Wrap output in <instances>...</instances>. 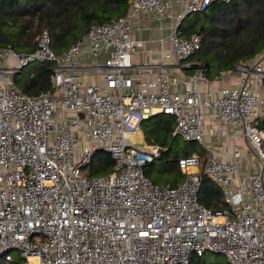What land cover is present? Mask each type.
<instances>
[{"label":"built area","instance_id":"1","mask_svg":"<svg viewBox=\"0 0 264 264\" xmlns=\"http://www.w3.org/2000/svg\"><path fill=\"white\" fill-rule=\"evenodd\" d=\"M229 1L183 0L176 24ZM169 8L168 0H129L122 17L91 23L60 54L50 50L46 32L31 53L0 50L4 262L15 251L22 264H188L209 252L227 264H264V132L256 127L264 118V49L220 73L235 75L234 83L213 88L199 69L174 78L159 65H131L130 54L141 46L130 38L131 20L152 14L162 22ZM167 41L179 62L199 47L197 35L185 39L176 28ZM84 51L88 63L80 60ZM30 63L52 64L50 87L36 96L11 81ZM151 70L153 78H140ZM155 114L173 117L174 135L203 149L202 172L226 209L198 203L196 154L178 160L184 178L173 187L144 177L143 167L161 150L131 137ZM207 123L216 127L206 131ZM97 150L109 155L112 170L91 178Z\"/></svg>","mask_w":264,"mask_h":264},{"label":"trees","instance_id":"2","mask_svg":"<svg viewBox=\"0 0 264 264\" xmlns=\"http://www.w3.org/2000/svg\"><path fill=\"white\" fill-rule=\"evenodd\" d=\"M128 1L0 0V50L8 48L16 54L31 53L36 47V36L46 32L50 50L60 54L80 39L91 23L107 24L122 17L127 11ZM177 32L185 39L198 36V50L187 60L194 62L191 72L199 69L208 81H213L236 64L253 60L264 49V0L213 2L205 11L185 16ZM25 67H28V73L22 75L20 71ZM25 67L11 77L12 83L27 96L47 91L52 64L30 63ZM174 126V118L164 114L152 115L140 123L143 142L161 150L157 160L143 167L144 177L159 186L155 175L167 173L173 177L168 186L173 187L184 178L178 168V160L196 154L200 160L198 203L209 210L226 209L219 188L202 172L203 149L182 140V147L174 144L178 138L174 135ZM256 127L264 132V118ZM88 169L91 178L106 176L112 170V161L107 153L97 150ZM209 255L218 254L204 252L199 257L191 256L188 264H219L210 262ZM20 260L21 263L14 259L4 262L2 259L0 264H22Z\"/></svg>","mask_w":264,"mask_h":264},{"label":"crops","instance_id":"3","mask_svg":"<svg viewBox=\"0 0 264 264\" xmlns=\"http://www.w3.org/2000/svg\"><path fill=\"white\" fill-rule=\"evenodd\" d=\"M170 8L167 12V18L162 22L156 21L152 14H139L131 20L130 38L134 41L141 42V46L130 54L129 61L133 66L143 65H159L162 71L169 77H186L191 72L193 61H177L170 55V45L167 41L169 32L178 28L175 15L181 10L183 0H168ZM179 34V33H178ZM85 50V48H84ZM86 51L81 55L80 60L88 63ZM155 71L142 73V80H149L154 77ZM236 76H225L209 81L208 88H213L220 84L221 86H229L234 83ZM227 84V85H224ZM203 89V88H202ZM216 127L206 124V131ZM131 142L137 146L145 145L143 142L141 131L132 135Z\"/></svg>","mask_w":264,"mask_h":264},{"label":"rangeland","instance_id":"4","mask_svg":"<svg viewBox=\"0 0 264 264\" xmlns=\"http://www.w3.org/2000/svg\"><path fill=\"white\" fill-rule=\"evenodd\" d=\"M8 62H11V61H8ZM27 69H28V67H25L24 69H22L20 71L22 73V75H25L28 73ZM224 85H227V84H224ZM236 143L238 145H240L241 148H243L244 141L238 140ZM174 144H177V146L182 147L184 143L179 138H177V140L174 142ZM195 148H198V147H195ZM155 176H156V180H157V183L159 186L169 185V183H171L173 180V177L167 173H161V174H157ZM10 255H11L12 259L19 261L21 263V260L15 251L11 252ZM208 260L210 262L214 261V262L219 263V264L225 263V259L221 255H209ZM0 263H3L2 259H0Z\"/></svg>","mask_w":264,"mask_h":264}]
</instances>
